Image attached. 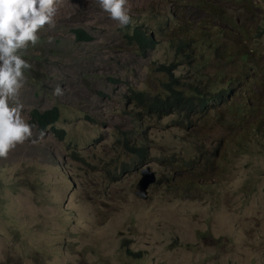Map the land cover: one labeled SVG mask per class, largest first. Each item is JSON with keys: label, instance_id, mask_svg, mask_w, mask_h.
Wrapping results in <instances>:
<instances>
[{"label": "rangeland", "instance_id": "1", "mask_svg": "<svg viewBox=\"0 0 264 264\" xmlns=\"http://www.w3.org/2000/svg\"><path fill=\"white\" fill-rule=\"evenodd\" d=\"M126 8L133 23L121 28L97 0H59L53 25L18 52L32 67L10 106L22 105L29 124L31 109L57 106L63 135L34 124L32 138L0 158V264H264L261 147L248 142L252 153L236 155L234 132L215 117L194 141L172 115L146 111L129 92L167 99L161 83L175 73L177 83L202 76L204 86L232 87L229 99L258 106L264 0H127ZM137 26L157 43L145 57L126 36ZM78 27L91 38L76 40ZM177 32L193 39L185 55L174 54ZM178 61L171 76L158 68ZM260 120L264 128V112ZM125 139L144 146L154 172L145 197L135 193L142 166ZM222 142L231 143L226 157L218 156ZM184 162L214 183L198 186L199 172L193 181L178 175ZM114 173L119 180L105 185ZM123 243L141 254L102 259L93 251Z\"/></svg>", "mask_w": 264, "mask_h": 264}, {"label": "clouds", "instance_id": "2", "mask_svg": "<svg viewBox=\"0 0 264 264\" xmlns=\"http://www.w3.org/2000/svg\"><path fill=\"white\" fill-rule=\"evenodd\" d=\"M172 1L174 2L175 0ZM97 2L105 12L109 13L112 20L118 22L121 28H127L133 23L126 8L127 0H97ZM58 4L59 0H0V158L7 157L8 153L18 144H23L33 136V128L35 126L27 123L22 117V105L10 106V100H14L18 96L19 90L23 86L22 81L24 80L25 71L32 67L18 52L26 49L29 44L34 47L38 43V32L45 25H53ZM260 27V34H262L264 21ZM240 31L247 30L241 29ZM148 52L145 55L141 52L137 53L145 57ZM174 54L177 55L178 53L174 52ZM180 62H171L174 65L172 75ZM153 65L154 71L156 61H153ZM192 67L197 70L196 62L193 63ZM178 77L180 75L174 73L171 81L164 82V84L170 85L168 86L169 88L162 86L165 91H169L168 95L165 96L168 97L167 99L164 98L162 92L149 95L153 96L154 100L158 97L162 101L155 110L158 113L153 114L159 117L172 115L170 118L171 123L181 125L187 131H193L191 136L194 137V141L204 135V132L200 131L201 128L206 127L208 121L215 117L220 124L230 126V130L234 132L235 136L232 134V137L236 140L232 144L236 146V150H234L236 155L252 153L248 143L252 141L264 151V128L260 124V117L264 112V107H260V104L264 105V97L258 106H253L250 103L229 99L234 91L232 87L204 86L206 79L202 78V76H198L191 82L182 80L177 83L176 78ZM129 92L131 100L137 105L139 103L135 98L136 93L143 92L148 95L147 91L133 88H129ZM53 94L56 96L63 95V90L56 86ZM140 106L143 107L142 105ZM143 108H146V111L153 112L149 110L148 106ZM42 137L43 133H41ZM230 144L222 142L219 145L218 156L226 157L228 154L227 146ZM144 154L141 158L143 160L142 163L139 162L137 157L139 166H142L140 179L142 171H148L152 173L153 180L146 186L145 193L139 191L138 182L140 179L138 180L135 193L140 197L147 196V189L153 185L152 182H154L155 177L154 172L146 163V153ZM184 163L187 167L176 170L178 175L187 173V176L193 181L194 175L199 172L198 186L207 182H210V184L214 183L211 182V178L207 173L202 172L201 169L194 170L191 167V163ZM214 168L219 170L221 166L216 164ZM118 180L119 174H110L105 185L108 182H116ZM127 191L130 192V188ZM70 225L74 232H78L81 228L77 222L70 223ZM206 234L207 232H203V230L197 233L201 238L206 237ZM93 251L97 255L96 257L102 259L110 258L114 255L119 256L124 252L133 255L141 254L139 249H132L127 243L114 246L96 245ZM176 256L178 255L176 254Z\"/></svg>", "mask_w": 264, "mask_h": 264}, {"label": "trees", "instance_id": "3", "mask_svg": "<svg viewBox=\"0 0 264 264\" xmlns=\"http://www.w3.org/2000/svg\"><path fill=\"white\" fill-rule=\"evenodd\" d=\"M74 36L76 40H88L91 38V35L82 27L74 28L73 29ZM126 36L128 37L129 41L138 45L141 49V53L145 55L149 50L153 49L156 45V41L153 39L151 34L144 32L140 27H135L134 29L126 32ZM172 42H175L174 45V52L181 53L185 55V50H189L188 45L193 42L192 38H186L181 34L174 33L172 34ZM163 72L172 75V69L174 68L173 63L171 65L166 66L164 63H161L158 67ZM164 88H169V84H162ZM136 101L139 103L138 105H142L143 107L148 106L149 110L153 111L151 113H158L155 111L157 109V105H160L162 102L160 98H156L154 100L153 96H149L146 93L138 92L135 94ZM30 124H35L37 128L45 129L46 127L50 126L57 132L58 136L61 137L63 135V131L61 129L56 128L55 122L58 118V109L57 106L41 110L37 108H33L29 112ZM124 149L134 153L137 155L138 160L142 163V157L145 155V149L143 145L137 146L136 144L128 143L125 139L123 141Z\"/></svg>", "mask_w": 264, "mask_h": 264}, {"label": "water", "instance_id": "4", "mask_svg": "<svg viewBox=\"0 0 264 264\" xmlns=\"http://www.w3.org/2000/svg\"><path fill=\"white\" fill-rule=\"evenodd\" d=\"M153 180V175L152 173H149L148 171H142V177L138 182V188L139 191L146 192V186L148 185L149 182Z\"/></svg>", "mask_w": 264, "mask_h": 264}]
</instances>
